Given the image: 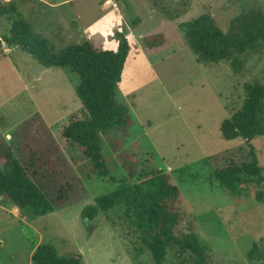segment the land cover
Listing matches in <instances>:
<instances>
[{
	"label": "rangeland",
	"instance_id": "obj_1",
	"mask_svg": "<svg viewBox=\"0 0 264 264\" xmlns=\"http://www.w3.org/2000/svg\"><path fill=\"white\" fill-rule=\"evenodd\" d=\"M126 1L130 2L127 10L123 0L113 3L132 20H147L149 11L155 8L159 11L154 14L158 26L148 23L134 31L148 61L132 53L125 63L120 100L129 108L134 126L128 136L116 133L105 138L104 154L110 170L106 177L93 172L79 147L62 135L71 117L83 116V104L76 93L79 76L63 68H45L20 48L4 44L5 55H0L1 133L23 163L29 161L32 148L44 155L53 152L61 159L66 176L74 179L76 193L66 206L34 220L0 199V264H32L30 246L36 241L51 244L60 255H80L84 264H155L123 209L101 214L92 222L82 217L97 197L127 182L123 160L132 153L140 157L141 169L154 167L170 174L180 188L181 209L206 246L205 264H264V183L245 184L241 194L232 197L214 178V168L204 164L227 152H234L239 162L248 159V144L243 139H223L221 125L244 103L247 84L264 85V49L236 55L241 63L236 72L231 63L200 60L190 49L183 27L209 15L227 32L235 17L264 12V0ZM16 2L30 6V0ZM104 2L83 0L59 12L51 11L48 16L80 14L90 21L102 13ZM26 6L23 11L29 18ZM10 28L7 19L0 20V37ZM39 29L33 31L47 40L55 54L87 40H68L64 45L53 27ZM113 31L110 40L122 29ZM156 36L164 37L165 42L151 48L148 42ZM92 41L103 49L98 37ZM121 139L120 148H114V141ZM251 144L264 169V136L256 137ZM255 243L257 249L250 257ZM163 264L185 263L168 252Z\"/></svg>",
	"mask_w": 264,
	"mask_h": 264
},
{
	"label": "trees",
	"instance_id": "obj_2",
	"mask_svg": "<svg viewBox=\"0 0 264 264\" xmlns=\"http://www.w3.org/2000/svg\"><path fill=\"white\" fill-rule=\"evenodd\" d=\"M4 18L11 28L7 35L0 37V55L5 52L4 44L9 48L17 47L45 68H63L79 76L76 93L83 104V116L81 119L71 117L62 135L79 147L93 172L103 177L110 175L104 140L116 133L128 136L134 126L132 114L121 102L119 91L131 50L127 29L115 32L116 50L99 49L92 42H84L55 54L47 40L35 34L13 0L8 3L0 0V20ZM138 24V20L131 23ZM183 27L190 49L200 60L231 63L236 72L241 65L236 55L264 49L263 11L235 17L227 32L218 28L209 15ZM164 42V37L156 36L148 45L154 48ZM246 93L240 109L222 123L221 134L227 141L243 139L249 147L248 159L239 162L234 152H227L204 163L214 168V178L232 197L239 196L245 184L260 186L264 183V169L251 144L256 137L264 136V85L247 84ZM121 143L122 139L114 141L112 146L120 148ZM135 149L139 150V145ZM39 153L38 148H32L29 161L23 163L0 130V199L12 204L30 220L66 206L76 193L74 179L66 176L61 159L53 152L41 153L42 156ZM132 154L123 160L127 182L122 181L123 185L117 190L97 197L95 204L83 211V219L92 222L101 214L121 208L125 218L139 230L155 264H163L168 252L177 254L185 264H205L206 246L181 209L180 188L172 182L170 174L154 167L141 169L140 157ZM257 246L255 243L250 257ZM30 253L32 264H84L80 255H60L48 243L32 242Z\"/></svg>",
	"mask_w": 264,
	"mask_h": 264
},
{
	"label": "crops",
	"instance_id": "obj_3",
	"mask_svg": "<svg viewBox=\"0 0 264 264\" xmlns=\"http://www.w3.org/2000/svg\"><path fill=\"white\" fill-rule=\"evenodd\" d=\"M13 1L15 4H17V0ZM48 1L49 0H33L32 2V0H30L29 7H27L26 5L23 6V4L18 5L22 11L25 9V6L26 10H29L30 17H26V20L32 25V29L40 27L39 31H48V29H52L53 27V30L56 32L57 38H59L64 45H67L65 43H67L68 40H73L72 43H76L79 38H87L86 42L93 43V38L98 37L102 41L104 50H116L118 47V44L115 40H110L111 33L114 32L113 30H115L116 28L122 30L127 29V38L131 47L128 58L132 55V53H136V57L139 56L143 58L144 61H148L146 53L144 52L140 44H138L137 42V33L134 34V31L139 28L141 29L143 25H146L148 23L149 25L158 24V22L154 20V14H159V11H157L155 8L149 11L150 13L148 14L147 20L146 18L141 19L138 17L132 20L128 17L126 12L122 11L119 7H117V5L119 4H117L115 7L113 0H105L103 4L104 10H102V13L99 14L97 17L93 18L92 20L86 21L85 18L82 17L80 14L75 17L69 15H66L64 17L62 14L56 16L55 18L54 16H52V14L51 16H48L51 11L59 12V10L67 9L76 4L77 2L83 0H63L61 2ZM123 2L127 10L129 8L130 2L126 0H123ZM33 5L34 9L32 8ZM137 20L139 21V24L137 26L131 25L132 21ZM14 48L17 49V47ZM1 55H5V52Z\"/></svg>",
	"mask_w": 264,
	"mask_h": 264
}]
</instances>
